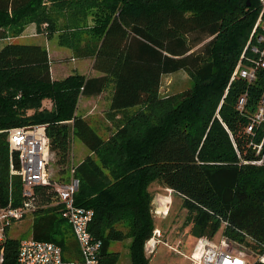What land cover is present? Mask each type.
<instances>
[{
	"label": "trees",
	"instance_id": "16d2710c",
	"mask_svg": "<svg viewBox=\"0 0 264 264\" xmlns=\"http://www.w3.org/2000/svg\"><path fill=\"white\" fill-rule=\"evenodd\" d=\"M74 10L92 18L87 28L96 44L78 49L85 32L78 19L66 27L67 38L75 56L91 58L100 76L55 80L45 47L8 42L0 48L1 202L11 195L17 206L21 198L20 178L10 174L8 131L45 125L59 179L37 189L40 201L49 202L54 184L70 179L78 139L89 155L72 164L80 180L75 204L94 211L89 231L103 242L100 264H117L111 244L125 240L130 264H150L144 248L157 228L152 202L165 189L181 198L195 238L213 240L222 229L234 253L257 259L246 264H264L258 260L264 255V146L257 153L249 145L248 117L236 109L248 90L246 114L255 111L264 74L251 85H228L258 0H0V40L28 23H46L51 33L57 18ZM180 71L190 75V88L160 97L162 78ZM108 86L109 110L123 113L125 123L104 140L76 109L81 97L99 96ZM261 137L257 131L255 142ZM12 162L18 170L16 153ZM32 216L33 240L58 245L66 261L79 259L58 207ZM20 241L7 237L0 244L3 264H16Z\"/></svg>",
	"mask_w": 264,
	"mask_h": 264
},
{
	"label": "built area",
	"instance_id": "2783aa9c",
	"mask_svg": "<svg viewBox=\"0 0 264 264\" xmlns=\"http://www.w3.org/2000/svg\"><path fill=\"white\" fill-rule=\"evenodd\" d=\"M260 11L251 29L242 53L232 70L229 84L234 81H244L253 84L260 74H264V0H258ZM264 76V75H262ZM228 88V87H227ZM248 90L241 94L236 103L237 111L247 115L248 123L245 133L251 139L249 145L257 150L264 146V93H262L253 113L246 114ZM257 131H262L258 143L254 138ZM8 147L10 152V174L17 175L21 181V198L19 205L9 199L2 203L0 199V244L8 237V229L13 222L20 221L32 215L41 208L58 207L61 217L70 226L79 259L64 260L61 248L52 242L36 241L32 238L21 240L16 258V264H100L102 240L89 231L94 211L75 204V195L79 190L80 180L70 170V179L64 183H55L52 188V198L49 202H41L37 189L50 185L49 164L52 158L49 138L45 125H32L11 128L8 131ZM12 153L17 154L19 169L15 170ZM261 164V161L252 162ZM172 193L170 189H167ZM154 197V201L157 198ZM170 202L166 209L159 211V204H154L152 211L155 216L166 217ZM160 232L154 231L153 237L145 244L146 254H152L159 242ZM224 238L223 242L198 238L189 256L190 264H246L247 254L244 251L230 252ZM148 256V255H147ZM264 263V255L258 257ZM0 264H3V250L0 251Z\"/></svg>",
	"mask_w": 264,
	"mask_h": 264
},
{
	"label": "rangeland",
	"instance_id": "374dc122",
	"mask_svg": "<svg viewBox=\"0 0 264 264\" xmlns=\"http://www.w3.org/2000/svg\"><path fill=\"white\" fill-rule=\"evenodd\" d=\"M72 19L80 20V25L84 27V34L79 35L80 44L78 49L82 51L87 50L89 44H96V39L90 38L89 26L93 25L92 18L89 14L83 17V13L78 10L72 12L67 11L61 14L55 23L53 32L48 33L46 30V23L41 27L35 23H28L22 26L20 32H12L7 35L6 39L0 40V48H2L8 42H15L19 44H31L41 45L48 51L50 59V67L52 77L55 80H63L71 74H83L87 77L100 76L98 72L92 70V59L87 57L75 56V49L71 47V41L68 40L66 33L69 30L66 27H72ZM87 25V26H86ZM70 41V42H69ZM77 45V43H75ZM192 84L191 77L185 71H180L175 74L166 75L162 78L160 97H167L171 95H177L185 90L189 89ZM111 99V87L108 86L106 90L96 97H81L77 104L76 114L87 119L94 130L104 140H107L109 136L119 129V125L125 123V116L123 113L113 114L109 110ZM43 105L49 107L50 101H44ZM141 107H137L129 110L128 114L133 115ZM9 150V149H8ZM71 159L72 164H79L86 156L89 155V150L78 140L73 139L71 146ZM10 154V152H9ZM71 164V168H73ZM59 168L54 164L52 158L49 164V175L52 179L57 181ZM70 170V168L68 169ZM70 172V171H69ZM158 189V187H156ZM155 189V190H156ZM160 194L169 196V191L160 190ZM159 195V194H158ZM163 196V197H165ZM162 197V196H160ZM13 198L11 195L7 199ZM168 200L166 202V205ZM187 213L182 207V200L179 196L171 193V205L166 219L162 217H155L157 231L162 234L159 237L160 241L155 247V251L150 255V264H189L183 259L181 251H190L195 241V236L191 232L192 224L190 221H186ZM33 216L30 214L20 221L13 222L8 229V237L25 240L31 238L32 233ZM162 229V233L161 230ZM169 233L163 235V233ZM217 243H221L224 240L222 229L216 234L213 239ZM228 246H231L229 241H226ZM195 245V244H194ZM185 248V249H184ZM194 248V247H193ZM111 251L119 253V264H128V241L113 242L111 244ZM230 252L234 251V248H229ZM249 261L257 260L253 255L246 251ZM148 255V254H147ZM69 258H73L72 253L68 254ZM73 260V259H72Z\"/></svg>",
	"mask_w": 264,
	"mask_h": 264
},
{
	"label": "crops",
	"instance_id": "0c3cea01",
	"mask_svg": "<svg viewBox=\"0 0 264 264\" xmlns=\"http://www.w3.org/2000/svg\"><path fill=\"white\" fill-rule=\"evenodd\" d=\"M102 94V93H101ZM166 191H167V189H166ZM159 194V195H158ZM158 194H156L157 196H165V195H162V194H160V193H158ZM156 196V197H157ZM165 197H169L170 198V201L168 200V203L170 202V205H171V193L169 194V196H165ZM157 199V198H156ZM156 199H155V201L153 200V202H152V208H153V206H154V204L156 205ZM167 202V201H166ZM170 205H169V209H170ZM169 213V212H168ZM157 217H159V216H157ZM162 219H166L165 217L164 218H162ZM157 229V228H156ZM161 231V233H162V229L160 230ZM168 235L169 233H163V235ZM159 237H162V234H160V236ZM197 240V238H195V241ZM159 241H160V239H159ZM129 242V241H128ZM195 244V243H194ZM194 244H193V247H194ZM193 247L190 249V251H181L180 253L182 254V256H183V259L184 260H186L187 262H189V264H190V261H189V256H190V254L192 253V250H193ZM185 249V248H184ZM153 254V253H152ZM152 254H148V257H150V255H152ZM128 256H129V253H128ZM117 264H119V259H118V263ZM128 264H130V259L128 260Z\"/></svg>",
	"mask_w": 264,
	"mask_h": 264
},
{
	"label": "bare ground",
	"instance_id": "6f19581e",
	"mask_svg": "<svg viewBox=\"0 0 264 264\" xmlns=\"http://www.w3.org/2000/svg\"><path fill=\"white\" fill-rule=\"evenodd\" d=\"M167 199L170 201L169 197L167 198V197L157 196L156 203L159 204V208H158L159 211L166 209V201H167Z\"/></svg>",
	"mask_w": 264,
	"mask_h": 264
}]
</instances>
